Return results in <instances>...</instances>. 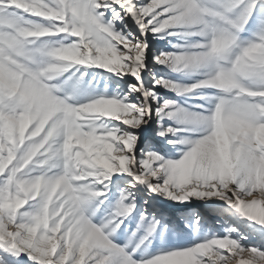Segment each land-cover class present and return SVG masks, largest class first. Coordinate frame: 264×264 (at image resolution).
Instances as JSON below:
<instances>
[{
	"label": "snow or ice",
	"instance_id": "6c2138e0",
	"mask_svg": "<svg viewBox=\"0 0 264 264\" xmlns=\"http://www.w3.org/2000/svg\"><path fill=\"white\" fill-rule=\"evenodd\" d=\"M0 264H264V0H0Z\"/></svg>",
	"mask_w": 264,
	"mask_h": 264
},
{
	"label": "rangeland",
	"instance_id": "374dc122",
	"mask_svg": "<svg viewBox=\"0 0 264 264\" xmlns=\"http://www.w3.org/2000/svg\"><path fill=\"white\" fill-rule=\"evenodd\" d=\"M182 210H177V216H179L181 214ZM182 226V225H181Z\"/></svg>",
	"mask_w": 264,
	"mask_h": 264
}]
</instances>
